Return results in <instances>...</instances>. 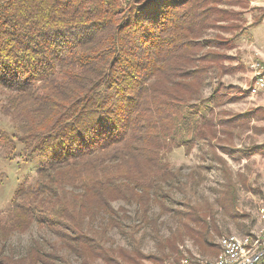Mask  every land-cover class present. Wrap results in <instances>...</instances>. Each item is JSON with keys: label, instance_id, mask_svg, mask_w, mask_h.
<instances>
[{"label": "trees", "instance_id": "obj_1", "mask_svg": "<svg viewBox=\"0 0 264 264\" xmlns=\"http://www.w3.org/2000/svg\"><path fill=\"white\" fill-rule=\"evenodd\" d=\"M217 2L0 0V187L19 176L0 210V264H69L62 251L82 264L169 260L106 247L104 236L127 220L157 234L176 195L198 186L199 173L183 175L166 154L199 143L230 153L220 137L239 119L214 112L221 87L201 92L219 69V55H200L213 43L199 40L223 15ZM184 217L206 224L196 209ZM35 226L55 240L5 253ZM188 235L211 249L207 228Z\"/></svg>", "mask_w": 264, "mask_h": 264}, {"label": "rangeland", "instance_id": "obj_2", "mask_svg": "<svg viewBox=\"0 0 264 264\" xmlns=\"http://www.w3.org/2000/svg\"><path fill=\"white\" fill-rule=\"evenodd\" d=\"M216 1H220L216 9L223 11V15L209 23L199 40L213 43L201 50L200 55L208 52L219 55V69L213 68L208 73L201 92L207 97L213 87H221L223 104L214 112L221 113L217 116L224 121L239 119L237 126L228 128L226 135L220 137L221 145L230 149V153L225 154L214 146L216 154H213V149L211 151L199 143L189 153L180 147L166 154L165 162L173 169H180L183 175L191 170L197 171L198 186L191 192L176 195L178 204L172 205L173 212L159 218L157 234L150 226L138 229L127 220L120 230L107 231L104 236L106 247L122 248L129 253L138 248L144 255L158 257L163 253L169 255V260L161 264L177 263L181 258L174 261L176 256L170 253L167 243L172 240L182 258L196 256L211 260L218 253L221 238L253 235L260 229L257 209L264 206V115L260 101L250 97L248 89L251 85V62L264 60V0ZM6 121L0 114V126ZM228 138H232L231 141H226ZM5 167L0 155V170L3 172ZM9 177L4 187H0V210L7 206L10 191L19 179L15 173H10ZM121 205L114 204L116 208ZM191 209H196L206 224L198 227L188 223L184 213ZM151 214L155 216L158 211L154 209ZM202 227L207 228V242L211 244V249L205 253L188 235L189 229L200 231ZM51 240L55 237L35 226L25 234L13 236L5 253L22 256L35 242L48 245ZM61 254L69 264H82L67 251ZM118 262L132 264L122 260ZM136 263L160 264L153 259H140Z\"/></svg>", "mask_w": 264, "mask_h": 264}, {"label": "built area", "instance_id": "obj_3", "mask_svg": "<svg viewBox=\"0 0 264 264\" xmlns=\"http://www.w3.org/2000/svg\"><path fill=\"white\" fill-rule=\"evenodd\" d=\"M249 68L252 75L248 92L250 97L260 101V109L264 115V60L252 61ZM257 220L260 229L256 234L221 238L218 253L211 260L195 256L167 264H264V206L257 209Z\"/></svg>", "mask_w": 264, "mask_h": 264}]
</instances>
